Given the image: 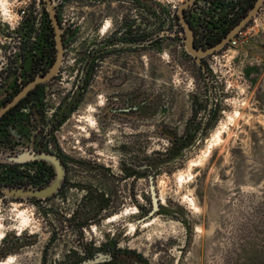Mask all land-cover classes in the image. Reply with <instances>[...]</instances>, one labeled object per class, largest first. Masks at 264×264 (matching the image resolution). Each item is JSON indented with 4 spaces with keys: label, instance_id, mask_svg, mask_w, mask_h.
<instances>
[{
    "label": "rangeland",
    "instance_id": "rangeland-1",
    "mask_svg": "<svg viewBox=\"0 0 264 264\" xmlns=\"http://www.w3.org/2000/svg\"><path fill=\"white\" fill-rule=\"evenodd\" d=\"M156 1L168 11L180 3ZM19 6L34 4L0 0V18L16 24ZM157 22L154 47H104L98 42L104 35L86 30L67 44L65 73L46 83L52 102L81 83L85 48L96 44L93 50L104 55L56 140L65 155L107 167V173L73 168L70 178L104 189L111 202L81 229L57 222L53 213L62 205L55 200L40 209L19 200L0 204V228L22 229L30 239L1 264H52L69 251L72 260L82 257L84 245L94 250L107 240L137 251L148 264H264V2L238 46L205 55L201 64ZM132 91L150 100L153 113L137 122L113 117L104 123L102 102ZM162 127L176 137L187 130L194 135L167 161L161 159L172 138ZM148 160L160 165L154 185L161 208L151 216ZM135 165L141 174L133 196L131 177L119 176ZM63 206L69 207L66 201Z\"/></svg>",
    "mask_w": 264,
    "mask_h": 264
},
{
    "label": "flooded vegetation",
    "instance_id": "flooded-vegetation-1",
    "mask_svg": "<svg viewBox=\"0 0 264 264\" xmlns=\"http://www.w3.org/2000/svg\"><path fill=\"white\" fill-rule=\"evenodd\" d=\"M50 2L57 17L61 37L60 65L49 79L37 81L17 100L14 99L28 84L44 77L54 65L58 51L56 31L47 10L46 0H30V4L38 5L39 12L35 16L32 12H27L28 14L16 24H9L0 18V36L3 38L0 40V204L15 205V201L19 200L40 209L43 201L55 200L62 205L55 207L56 211H53L57 222L71 229H81L90 226L91 221L104 215L105 207L109 206L111 200L107 198L108 194L104 189L96 190L95 185H91L90 182L71 179L70 173L73 168L78 167L84 169V173H90L92 169L98 170L99 173H107V167L95 162L98 159L81 160L65 155L58 147L56 133L75 111L82 91L89 84L93 67L104 54L93 50L96 44L89 49L85 48L80 57L81 61H85L83 75L79 76L81 83L76 82L60 101L52 102L46 95V83L65 73L67 44L86 30L85 35L93 33L104 35L103 39L98 41L104 47L116 43L133 50L154 47V25L157 19V24L162 29L166 28L168 32H174L175 36H169L180 41L184 47V28L177 10L180 4L185 3L184 19L192 28L194 45L198 48H208L219 43L227 35L247 14L255 0L251 7L249 0H180L172 11L166 10L156 0H50ZM106 22L107 27L101 30ZM242 29L239 32H242ZM230 40L221 48L229 46ZM200 59L204 61L205 55ZM102 106L104 123L113 117L131 118L137 122L138 118L153 113L150 100L145 99L138 91L111 95L106 98V102H102ZM165 130L166 127H162V131ZM44 153L54 155L56 161L50 163L44 158ZM58 165L63 170L59 186L50 195L37 196V191L55 179ZM120 174V180L123 176L131 177V194L136 196L133 181L138 177L137 166L123 167ZM150 175L154 181L152 173L148 175V181ZM65 201L69 207L63 206ZM22 202L18 204L21 205ZM150 203L151 211L153 209L151 194ZM135 204L137 207V201ZM160 208L158 201V208L151 214L149 211L148 216ZM0 229L4 230V237L0 240L1 264L10 253L15 252L17 246L24 245L30 239L20 235L22 229L13 232L8 231L5 226ZM115 245L114 240L112 243L107 240L94 250L84 245L85 252L82 257L71 260L69 251L63 256V260L53 261L52 264H78L95 258L100 252L109 254V258L94 264H148L137 251L118 249Z\"/></svg>",
    "mask_w": 264,
    "mask_h": 264
},
{
    "label": "water",
    "instance_id": "water-1",
    "mask_svg": "<svg viewBox=\"0 0 264 264\" xmlns=\"http://www.w3.org/2000/svg\"><path fill=\"white\" fill-rule=\"evenodd\" d=\"M263 2H264V0H255L253 6L249 9L247 14L241 18V20L227 33V35L219 43H217L211 47H208V48H198L194 45L192 28L190 27L189 23L184 19L183 7L185 6V3L180 4L178 7V10H177V14H178L179 19H180V21L183 25V28H184L183 42H184L185 52L187 54L195 57L196 62L198 64H201L200 58L204 55H207V54L215 51V50H218L224 44H226V42H228L231 38H233L249 22V20L258 13L260 6L263 4ZM46 4H47V10L49 12L50 18L52 20V23H53V25L55 27V31H56V43H57V49H58L57 58H56L54 65L50 69V71L44 77H41V78L31 82L30 84H28L17 95V97L14 100H17L19 97L23 96L28 91V89L31 88L37 81L49 79L53 74H55L57 72L58 67L60 65L61 56H62V45H61V39H60L61 37L59 34L60 31H59V27H58L57 17L55 15V12H54V9L51 5L50 0H46ZM168 34L170 36L176 35L174 32H169ZM43 156L50 163H53L54 161H56V158L54 155L44 153ZM62 178H63V170H62L61 166L58 165L57 166V176L55 177V179L52 180L48 184V186L44 187L42 190L37 191L36 195L39 197H45L47 195H50L54 190H56L57 186H59L60 180ZM149 186H150L149 188H150L151 200H152V204H153V209L150 211V214H151V213H153L154 210H156L158 208V199L156 196L155 185H154L152 175L149 176ZM107 258H109V254H104V253L100 252L97 254V256H95V258L84 260L78 264H94V263H97L99 261H103Z\"/></svg>",
    "mask_w": 264,
    "mask_h": 264
},
{
    "label": "trees",
    "instance_id": "trees-1",
    "mask_svg": "<svg viewBox=\"0 0 264 264\" xmlns=\"http://www.w3.org/2000/svg\"><path fill=\"white\" fill-rule=\"evenodd\" d=\"M254 0H249V7L252 6ZM208 70V69H207ZM163 134H167L169 137L172 138L171 145L165 150V158L161 159L162 161L171 160L177 155L181 154L183 149L188 146L194 138V135H192L189 130H187L183 135L176 137L173 136L172 132L168 131L167 129L165 131H162ZM159 160V161H161ZM147 168L150 170V173H152L154 176L157 173V170L159 168L158 160H148L147 161ZM144 172V171H143ZM141 174V171L138 170V175Z\"/></svg>",
    "mask_w": 264,
    "mask_h": 264
},
{
    "label": "built area",
    "instance_id": "built-area-1",
    "mask_svg": "<svg viewBox=\"0 0 264 264\" xmlns=\"http://www.w3.org/2000/svg\"><path fill=\"white\" fill-rule=\"evenodd\" d=\"M38 10L39 9L37 4H35L33 7H30L29 9L27 8V6H19L16 10V15L19 17V19H21L25 14H28L30 12H32V14L35 16L36 13L39 12ZM241 34L242 32H239L236 36L231 38L229 42V48H235L241 43Z\"/></svg>",
    "mask_w": 264,
    "mask_h": 264
},
{
    "label": "bare ground",
    "instance_id": "bare-ground-1",
    "mask_svg": "<svg viewBox=\"0 0 264 264\" xmlns=\"http://www.w3.org/2000/svg\"><path fill=\"white\" fill-rule=\"evenodd\" d=\"M108 25V22L105 23V25L103 26V28L101 30H104Z\"/></svg>",
    "mask_w": 264,
    "mask_h": 264
}]
</instances>
